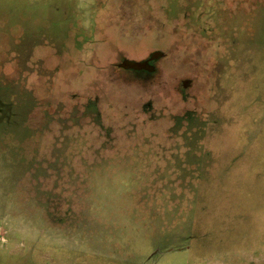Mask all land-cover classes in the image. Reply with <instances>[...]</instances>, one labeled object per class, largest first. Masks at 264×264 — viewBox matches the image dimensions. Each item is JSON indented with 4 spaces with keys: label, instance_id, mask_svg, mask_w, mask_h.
<instances>
[{
    "label": "rangeland",
    "instance_id": "1",
    "mask_svg": "<svg viewBox=\"0 0 264 264\" xmlns=\"http://www.w3.org/2000/svg\"><path fill=\"white\" fill-rule=\"evenodd\" d=\"M0 264H264V0H0Z\"/></svg>",
    "mask_w": 264,
    "mask_h": 264
},
{
    "label": "flooded vegetation",
    "instance_id": "2",
    "mask_svg": "<svg viewBox=\"0 0 264 264\" xmlns=\"http://www.w3.org/2000/svg\"><path fill=\"white\" fill-rule=\"evenodd\" d=\"M156 52H158V51H156ZM156 52H155V53H156ZM155 53L153 52L151 55H154Z\"/></svg>",
    "mask_w": 264,
    "mask_h": 264
}]
</instances>
